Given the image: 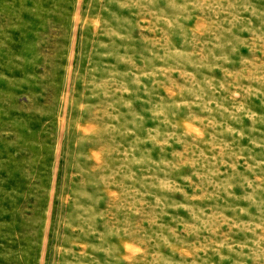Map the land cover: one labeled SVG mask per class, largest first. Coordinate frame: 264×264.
I'll use <instances>...</instances> for the list:
<instances>
[{"label": "rangeland", "instance_id": "obj_1", "mask_svg": "<svg viewBox=\"0 0 264 264\" xmlns=\"http://www.w3.org/2000/svg\"><path fill=\"white\" fill-rule=\"evenodd\" d=\"M0 264H264V0H0Z\"/></svg>", "mask_w": 264, "mask_h": 264}]
</instances>
